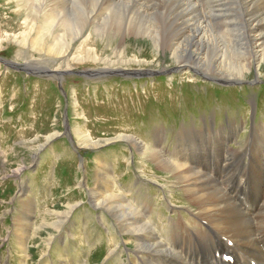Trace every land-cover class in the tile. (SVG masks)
<instances>
[{"label": "rangeland", "instance_id": "rangeland-1", "mask_svg": "<svg viewBox=\"0 0 264 264\" xmlns=\"http://www.w3.org/2000/svg\"><path fill=\"white\" fill-rule=\"evenodd\" d=\"M45 2L48 8L32 11L26 0H0V264H129L136 241L118 230L109 212L95 210L90 201L96 169L109 163L118 193L126 194L146 216L153 214L154 222L157 200L161 201L169 222L176 215L162 204L164 196L182 209L188 206L184 190L173 183L170 172L138 150L131 139L123 140L120 135L132 134L156 147L157 135H162L170 150L180 136L186 142L182 151H189L192 142H199L193 137L197 134H192L196 129L203 140L199 154L211 166L231 146L234 153L230 157L236 163L238 152L244 150L245 161L255 167L264 160V153H259L264 152V137L257 138L256 134L258 124L264 122V65L259 68L257 63L240 79L219 81L214 74L177 69L172 50L156 48L148 36H100L89 27L76 39L64 33L54 38L58 11L64 15V8L57 0ZM207 2L201 0L206 19L218 21L232 42L244 40L253 32L251 26L243 29L236 20L242 13L237 4H243V0L221 1L227 2L221 10ZM3 60H40L50 69L71 72L60 77L28 74L12 69ZM107 69L142 71L148 76L81 74L83 70ZM210 129L227 134V146L217 145ZM55 132L58 135L49 141V134ZM221 136L219 133L217 140ZM88 139L98 141V146L87 148L84 140ZM256 144L259 150L253 148L249 153ZM254 153L255 159L251 157ZM99 158L107 163L102 164ZM237 165L242 169L241 163ZM121 188L123 191H119ZM30 202L35 223L26 224L32 225L33 231L25 238L29 248L23 251L18 220L32 219L30 213L26 214ZM69 202L79 204L59 230L34 233L45 217L54 219L49 211L63 209ZM116 241L120 247L108 261Z\"/></svg>", "mask_w": 264, "mask_h": 264}, {"label": "bare ground", "instance_id": "bare-ground-1", "mask_svg": "<svg viewBox=\"0 0 264 264\" xmlns=\"http://www.w3.org/2000/svg\"><path fill=\"white\" fill-rule=\"evenodd\" d=\"M26 1V5L30 6L32 11L48 8L45 0H39L37 3L35 0ZM207 1L208 6L218 7L219 10L227 3L221 2L224 0ZM57 2L64 8L62 9L64 15L58 11L59 24L52 33L54 38H58L59 33H64L65 37L76 39L88 32L89 27L94 28V34L100 33V36L123 37L131 33L135 36H148L153 43L155 42L156 48L172 50L173 59L178 64L177 69L214 74L219 81L240 79L251 72L257 63L259 68L264 65V0H243V4H237L242 13L236 20L243 29L251 26L253 32L246 39L234 42L226 35V30L220 29L218 21L212 23L206 19L205 13L201 10L203 7L201 0H57ZM55 18L54 12L50 23L52 26L55 24ZM169 28L175 29V32L171 33ZM5 62L14 68H23L30 74L64 76L62 71L50 69L40 60H30L26 63ZM165 70H154L149 73ZM112 71L114 69L93 70L88 76L96 77L95 74L107 76ZM119 71L128 76L144 73ZM257 127L258 132L255 131L257 138H263L264 122ZM74 131L76 134V130ZM187 131L189 132L188 129ZM211 131L216 136L217 145L227 146V139H230L224 138L227 134L221 129H210ZM193 133L197 134L193 137L199 142H192L193 147L189 151H182L186 147V142L181 140L180 136L177 138L175 148L170 150L164 145L162 135H157L159 139L157 147L132 134L120 135L123 140L131 139L138 150L151 156L162 170L170 172L174 178L173 183L180 185L184 190L188 206H182V209H177V204L168 195L164 196L165 201L163 200L162 204L176 215L171 216L169 222L166 220L169 216L160 206L161 201L155 199L157 221L154 222L156 217L153 214L146 216L130 203L126 194L118 193L115 190L117 187L114 188L117 185L109 163L108 166L105 165L106 168L102 166L101 170L96 169V185L90 189V201L95 205L94 209L109 212L117 223L118 230L136 241L137 249L134 256L131 254L129 257V264H264V160L252 167L244 159L245 151L241 150L238 152L237 163L242 164V169H239L235 158L230 157L234 153L230 146L226 154L221 153L218 163L214 162V166H211V163L209 164L205 157L199 154L203 149L201 135L196 129ZM219 133L222 136L217 140ZM81 134L79 140L83 139ZM56 135H58L56 132L49 134L48 140ZM84 141L87 142L88 147L84 146L87 148H95L99 144L98 141L91 139ZM250 148L252 149L249 153L253 148L259 150L258 144ZM251 157L255 159L257 155L254 153ZM98 160L102 164L107 163H103L100 158ZM258 166L261 169H258ZM119 191H123L122 188ZM78 204L69 202L63 209L49 211L55 216L54 219L48 220L45 217L40 225H36L34 233L56 232ZM26 207L28 208L26 214L30 213L32 219L18 220L22 226L19 244L20 250L23 251L28 250L25 238H29L33 231V226L26 224L35 223L33 203H27ZM146 213L150 212L147 210ZM98 220L102 221L99 216ZM124 240L129 241L126 237ZM119 244L120 242L116 241L110 248L108 261L112 253L120 247Z\"/></svg>", "mask_w": 264, "mask_h": 264}, {"label": "water", "instance_id": "water-1", "mask_svg": "<svg viewBox=\"0 0 264 264\" xmlns=\"http://www.w3.org/2000/svg\"><path fill=\"white\" fill-rule=\"evenodd\" d=\"M6 60H3V62L6 64V65H8L6 62H5ZM9 67H11L12 69H15V70H20V71H25V70H23V68H14V67H12V66H10V65H8ZM91 71H93V70H83V71H81V74L82 75H84V76H88L89 74H91ZM26 72V71H25ZM69 72H71V71H63V73H64V76L65 75H67ZM28 73V72H27ZM149 73V72H148ZM28 74H30V73H28ZM119 74H123L121 71H112L111 73H109L108 75H119ZM155 74H157V73H155ZM96 76H100V75H102V74H95ZM106 75V74H105ZM143 75H147L148 76V74H145V73H143L142 75H139V76H143ZM149 75H153V73H150ZM63 78V77H62ZM62 80V79H61Z\"/></svg>", "mask_w": 264, "mask_h": 264}]
</instances>
